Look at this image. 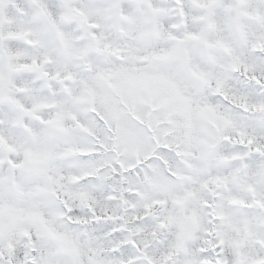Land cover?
<instances>
[{"label":"snow or ice","instance_id":"snow-or-ice-1","mask_svg":"<svg viewBox=\"0 0 264 264\" xmlns=\"http://www.w3.org/2000/svg\"><path fill=\"white\" fill-rule=\"evenodd\" d=\"M0 264H264V0H0Z\"/></svg>","mask_w":264,"mask_h":264}]
</instances>
